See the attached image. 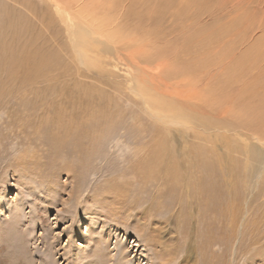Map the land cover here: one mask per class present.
Instances as JSON below:
<instances>
[{
	"label": "rangeland",
	"instance_id": "374dc122",
	"mask_svg": "<svg viewBox=\"0 0 264 264\" xmlns=\"http://www.w3.org/2000/svg\"><path fill=\"white\" fill-rule=\"evenodd\" d=\"M106 1L0 0V264H264V162L238 149L250 139L160 125L125 81L139 77L157 108L226 119L183 95L205 79L163 74L194 49L215 59L210 74L219 59L264 69V0H191L146 21ZM238 9L254 25L220 31ZM164 45L168 59H142ZM159 142L168 155L150 160Z\"/></svg>",
	"mask_w": 264,
	"mask_h": 264
},
{
	"label": "bare ground",
	"instance_id": "6f19581e",
	"mask_svg": "<svg viewBox=\"0 0 264 264\" xmlns=\"http://www.w3.org/2000/svg\"><path fill=\"white\" fill-rule=\"evenodd\" d=\"M184 1H188V5L186 3H185L186 5H185L183 3V1H180V6L177 5V8L175 10H173L174 3L176 2L174 0H107L105 3V6H106L105 8L107 9V11L115 14L120 19L121 18L123 19V17H126V16L127 17L132 16L133 14H135L139 19L145 20L146 18L152 17V15H154L155 13H159V12H172L174 14H181L185 11L186 8H188V6L190 5L189 1H191V0H184ZM217 1L219 3V9H225L226 4H228L227 3L228 1L226 2L225 0L224 1L223 0H217ZM228 5H231V4H228ZM90 7L92 8L90 11H94V8H95L94 4L92 5V3H91ZM215 8H218V5ZM243 9L236 10V12H235L236 16L234 15L230 18L228 17V20L223 19L225 22H224V24H222L220 22L223 26H221L222 29H219V30L224 32V30L228 29V32H229L230 29L239 27L241 25V22L239 20V18H240L239 16L242 17L243 13L245 12ZM245 18H247V16H245ZM247 19L248 20L246 22L244 21V23L241 25L242 27H240V28L251 27L252 25H254L253 22L250 20V18H247ZM244 20H246V19H244ZM81 21H83V20H81ZM171 23H173V22L169 21L167 24L170 25ZM184 23H185V21H184ZM149 26H151V25H149ZM89 27H87V29L89 28V31L97 34L96 39H95V37L92 38V40L91 39L89 40L88 38L83 39L82 44L87 43L88 40H89V42L95 41L98 43L97 49L99 51L102 49H105V50H107V53H109V54L110 53L111 54L116 53L118 48H115V46H109V44L102 38V37H104V35H103L104 31H99L97 29L98 27H93V26H89ZM213 28H216V27L214 26ZM226 32H227V30H226ZM226 32H224V33H226ZM228 32H227V34H228ZM219 35L221 36L220 33H219ZM219 35H218V37H219ZM80 36H81V34H80ZM145 36H147V35H145ZM229 36H230V34H229ZM105 37L108 38L107 36H105ZM142 37H144V36L143 35L138 36L137 38H139V40H142V39H144ZM74 38H75V36H74ZM137 38H135L134 41H136ZM148 39H145V40L147 41ZM226 40H227V38H226ZM130 41H128V42H130ZM221 41L222 40H220V42ZM215 42H217V40ZM80 43H81V41H80ZM140 43H141V41H140ZM212 43L214 44V46H217L219 41L217 43H214V42H212ZM73 45L78 46L75 43H73ZM139 45H141V44H139ZM81 47H79V48H81ZM168 48H169V45L152 47L149 51L144 53L145 55L142 56V59H145V60L150 59L151 60V58H153V59L159 58L160 59V58H165V57H167L166 59H168L169 58L168 57L169 51L172 50V49L168 50ZM109 50H112V51H109ZM197 50L198 49H194L191 54L187 53L186 54L187 56L185 58L175 59L176 58L175 57V58H171V61L168 60V61H170L169 67H171V69L174 71V73H173V76H170L169 71H167L166 73L163 74V77L164 78H170L171 80H173L174 78H176V76H183V75L186 77L189 76V77L193 78L192 76L195 74L196 79L195 78L192 79V81L195 80V82L193 84L198 83V82H202L205 79L204 86L201 90L198 91V93L197 92L195 93L194 92L195 90H194L193 92L187 91V93H184L183 95L186 96V98H188V99L191 98V97H189V95H193L194 97L197 98V99H193L194 100V102L192 104L193 106H191L193 109H196L198 107L200 108V105L202 104L203 107L204 106L206 107L208 112L211 111L212 113H216V114H217V112H218V114L223 112L224 116L227 115L226 119H224L225 117L223 119H221L217 116V117H214L213 120L210 122H208L207 120L200 121V119L196 118V116L194 114L191 115V113L189 114L188 112H182L184 109L180 108L181 109L180 110L177 107H173V106L169 107L168 102L165 105L166 109L163 110L162 106L164 105L165 102H163L162 104H159V103L155 104L156 102L151 100L150 94H148L146 91L144 92V90H142V91L139 90L138 87L145 86V84L142 81L138 82L137 79L139 77L137 79H134L131 75H129L128 78H125V81H126V84L128 86L129 91L132 94H134L135 96H137V97L139 96V99L141 100V103H142L145 111L147 112L148 116L150 118H152L153 120H155L156 122H159L160 125H164V124H166V122H169V123L178 124L180 126H184L183 122H185L186 125L184 127L188 128V129H189V127L187 126V124L192 123L193 124L192 126L194 128H198L200 131L201 130H207L210 128H214L213 130H225L228 132L239 131L241 135H245L246 138L250 139V142L246 146H242V148H238V149H241L242 154L246 157V164H248V162L251 163L252 160H255L257 162V164L264 162V152H262V154H261V149L264 146V69H262L261 67H258L256 64H252V63L244 66L242 64V60H243L242 58L243 57H241V59L235 60L233 63L231 62L232 64H225L226 63L225 59L223 60L225 63L221 59H219V62L217 63L216 72L210 74L207 71V69L212 63H214L213 61L215 59H211L210 56H207L205 53L203 54V52H200ZM186 51H187V49H186ZM165 64H166V60L164 62L159 63V65L156 68L157 69L161 68ZM254 71H256V73H254ZM203 72H207V73H203ZM161 79H162V77H161ZM188 83H190V82H188ZM181 84H183V83H181ZM161 97L163 98V100L164 99L167 100L168 96H161ZM177 99H180V98H177ZM223 104L225 105V107H222V109H220L219 106H221ZM156 105H159L162 108L161 109L159 107L157 108V107H155ZM155 111H157V112H155ZM197 117H199V116H197ZM187 119H190V122L187 123ZM251 140H253L254 142L252 141L253 142L252 143ZM157 145L159 146L157 148H160V147L161 148L158 150H156V148H154V147L151 148L150 153H152V156L150 155V158H149L150 160H153L155 155L159 156V158H162V157L168 155L167 152H169V146L167 144L163 145L162 142H159V144H157ZM256 149L260 150V153H259L260 156H256V154H255ZM157 151H159L158 153H161V154L160 155L155 154V152H157ZM146 163L150 164L152 162L147 160ZM122 250H124V248H122Z\"/></svg>",
	"mask_w": 264,
	"mask_h": 264
}]
</instances>
